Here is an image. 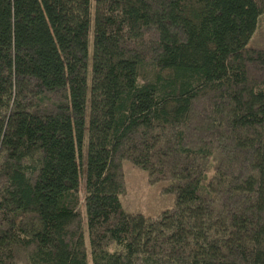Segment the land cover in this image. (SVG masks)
<instances>
[{
    "label": "trees",
    "instance_id": "obj_1",
    "mask_svg": "<svg viewBox=\"0 0 264 264\" xmlns=\"http://www.w3.org/2000/svg\"><path fill=\"white\" fill-rule=\"evenodd\" d=\"M89 263L264 264V0H0V264Z\"/></svg>",
    "mask_w": 264,
    "mask_h": 264
},
{
    "label": "rangeland",
    "instance_id": "obj_2",
    "mask_svg": "<svg viewBox=\"0 0 264 264\" xmlns=\"http://www.w3.org/2000/svg\"><path fill=\"white\" fill-rule=\"evenodd\" d=\"M122 167L125 178V191L119 195V201L123 209L128 212H138L156 217L162 211L173 207L174 194L164 190L169 181L150 182L147 171L127 159L123 160ZM80 186H84L83 178ZM81 213L84 220L83 205ZM86 243L88 244L87 236Z\"/></svg>",
    "mask_w": 264,
    "mask_h": 264
}]
</instances>
